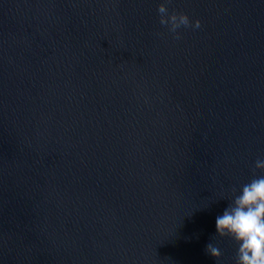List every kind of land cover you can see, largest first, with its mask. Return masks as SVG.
Listing matches in <instances>:
<instances>
[{"label": "water", "instance_id": "95a60500", "mask_svg": "<svg viewBox=\"0 0 264 264\" xmlns=\"http://www.w3.org/2000/svg\"><path fill=\"white\" fill-rule=\"evenodd\" d=\"M161 3L0 0V264H236L216 218L264 158V0H171L201 22L179 40Z\"/></svg>", "mask_w": 264, "mask_h": 264}, {"label": "clouds", "instance_id": "9594fccd", "mask_svg": "<svg viewBox=\"0 0 264 264\" xmlns=\"http://www.w3.org/2000/svg\"><path fill=\"white\" fill-rule=\"evenodd\" d=\"M171 0H165L158 6L159 23L181 38L180 28L199 29L200 20L192 21L182 12H169L166 6ZM264 158H257L253 166V178L241 186L239 192L232 189V199L228 202L222 215L216 218V234L221 239H230L237 246L236 264H264ZM206 253L214 260L221 258L220 248L208 243Z\"/></svg>", "mask_w": 264, "mask_h": 264}]
</instances>
